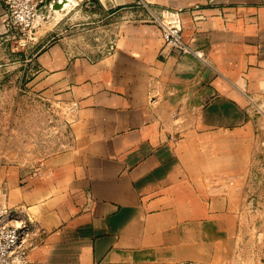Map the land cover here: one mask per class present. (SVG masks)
I'll list each match as a JSON object with an SVG mask.
<instances>
[{
    "label": "crops",
    "instance_id": "crops-1",
    "mask_svg": "<svg viewBox=\"0 0 264 264\" xmlns=\"http://www.w3.org/2000/svg\"><path fill=\"white\" fill-rule=\"evenodd\" d=\"M64 11L122 22L101 56L37 32L53 42L34 55L35 82L72 117L65 149L40 168L0 165V206L22 209L41 237L28 264H229L264 145V0H70ZM165 12L200 59L163 52ZM6 20L0 0V47Z\"/></svg>",
    "mask_w": 264,
    "mask_h": 264
},
{
    "label": "rangeland",
    "instance_id": "rangeland-1",
    "mask_svg": "<svg viewBox=\"0 0 264 264\" xmlns=\"http://www.w3.org/2000/svg\"><path fill=\"white\" fill-rule=\"evenodd\" d=\"M120 22L117 16L87 18L64 11L51 16L44 29L40 28L44 24L36 27L25 45L12 39L0 47V165L37 170L51 155L62 152L68 140L71 107L35 82L34 55L53 42L37 32L53 33L75 53L101 56L114 45ZM261 139L264 143V136ZM260 148L243 184V207L229 264H264V145Z\"/></svg>",
    "mask_w": 264,
    "mask_h": 264
},
{
    "label": "built area",
    "instance_id": "built-area-1",
    "mask_svg": "<svg viewBox=\"0 0 264 264\" xmlns=\"http://www.w3.org/2000/svg\"><path fill=\"white\" fill-rule=\"evenodd\" d=\"M45 1L4 0L7 14L5 27L9 38L23 45L32 39L36 13L44 8ZM158 26L163 41V52L194 54L183 42L182 26L175 14L163 13ZM109 50H112V46ZM257 109L260 115L264 116V105ZM40 238L34 230L32 221L22 209H7L0 206V264H28L29 254L39 244Z\"/></svg>",
    "mask_w": 264,
    "mask_h": 264
},
{
    "label": "water",
    "instance_id": "water-1",
    "mask_svg": "<svg viewBox=\"0 0 264 264\" xmlns=\"http://www.w3.org/2000/svg\"><path fill=\"white\" fill-rule=\"evenodd\" d=\"M69 5L70 0H46L44 8L39 9L36 13L34 27L47 23L54 13L67 9Z\"/></svg>",
    "mask_w": 264,
    "mask_h": 264
}]
</instances>
